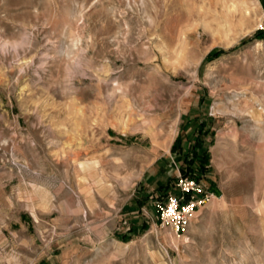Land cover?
<instances>
[{
  "label": "rangeland",
  "instance_id": "374dc122",
  "mask_svg": "<svg viewBox=\"0 0 264 264\" xmlns=\"http://www.w3.org/2000/svg\"><path fill=\"white\" fill-rule=\"evenodd\" d=\"M0 264H264V0H0Z\"/></svg>",
  "mask_w": 264,
  "mask_h": 264
},
{
  "label": "built area",
  "instance_id": "2783aa9c",
  "mask_svg": "<svg viewBox=\"0 0 264 264\" xmlns=\"http://www.w3.org/2000/svg\"><path fill=\"white\" fill-rule=\"evenodd\" d=\"M177 191H170L165 198L157 201L158 220L162 227H170L175 233H184L194 213L207 203L215 194L202 180L179 175ZM172 208L170 214L168 209Z\"/></svg>",
  "mask_w": 264,
  "mask_h": 264
},
{
  "label": "trees",
  "instance_id": "16d2710c",
  "mask_svg": "<svg viewBox=\"0 0 264 264\" xmlns=\"http://www.w3.org/2000/svg\"><path fill=\"white\" fill-rule=\"evenodd\" d=\"M199 163H195L194 161H191L188 163L187 167L191 170V169H194L195 168V165H198L199 168L203 169L205 168L206 166V160H207V156L206 155H203L202 157H199ZM204 170V169H203ZM183 176H190L192 178H195L197 180H200V178L193 174V173H189V172H184Z\"/></svg>",
  "mask_w": 264,
  "mask_h": 264
},
{
  "label": "snow or ice",
  "instance_id": "6c2138e0",
  "mask_svg": "<svg viewBox=\"0 0 264 264\" xmlns=\"http://www.w3.org/2000/svg\"><path fill=\"white\" fill-rule=\"evenodd\" d=\"M168 211H169V213H170V214H172V213H173V210H172V208H169V209H168Z\"/></svg>",
  "mask_w": 264,
  "mask_h": 264
}]
</instances>
